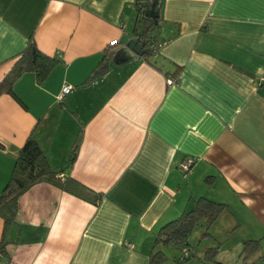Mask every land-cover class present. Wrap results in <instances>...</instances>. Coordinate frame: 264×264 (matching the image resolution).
<instances>
[{
    "label": "crops",
    "instance_id": "1",
    "mask_svg": "<svg viewBox=\"0 0 264 264\" xmlns=\"http://www.w3.org/2000/svg\"><path fill=\"white\" fill-rule=\"evenodd\" d=\"M135 1L0 0V82L30 40L56 60L0 95V193L31 135L51 171L101 195L30 187L17 221L0 218V264H147L160 229L199 198L227 207L215 242L230 234L225 251L240 255L258 241L246 264L264 260V0H146L163 43L149 58Z\"/></svg>",
    "mask_w": 264,
    "mask_h": 264
},
{
    "label": "trees",
    "instance_id": "2",
    "mask_svg": "<svg viewBox=\"0 0 264 264\" xmlns=\"http://www.w3.org/2000/svg\"><path fill=\"white\" fill-rule=\"evenodd\" d=\"M135 8L136 18L133 34L140 41L138 55L140 58L155 56L159 50L153 48L159 31L158 18L148 13L146 0H136ZM112 55V50L104 51L100 65L93 71L88 82L104 71L106 66H101V64L110 61ZM55 63L54 58L42 54L30 40L24 51L16 57L12 69L0 82V95L3 93L13 95V84L26 72L34 73L37 80L43 79ZM152 64L154 63L152 62ZM42 182L51 183L62 191L93 204H97L101 198V195L88 190L70 177L58 178L57 173L50 170L44 153L30 135L20 148L11 175L0 193V218L4 222V228L17 221L20 196L33 185ZM226 209L224 204L204 198L197 199L190 211L183 213L160 229L147 264H164L166 257L161 248L187 246V238L202 223L205 226L203 236L208 237V229ZM212 250L207 249L211 257L216 253L215 249ZM258 250V241H244L240 252L244 264L251 260ZM189 256L190 252L187 259ZM0 257L2 261L4 257L3 243H0ZM184 261L180 259L179 262Z\"/></svg>",
    "mask_w": 264,
    "mask_h": 264
},
{
    "label": "rangeland",
    "instance_id": "3",
    "mask_svg": "<svg viewBox=\"0 0 264 264\" xmlns=\"http://www.w3.org/2000/svg\"><path fill=\"white\" fill-rule=\"evenodd\" d=\"M152 0H148L150 3ZM212 226V225H211ZM205 231V226L200 224L197 226L191 235L187 238V246L177 247V246H170L168 248H161L162 252L166 257L165 264H205V261H208V258H211V254L207 252V249L213 251L212 249L216 250L215 255L213 258L218 260V264H225L223 261L225 260L227 264H244L243 256L235 255V253H231L229 250L225 251V249H230L234 246V239L231 238L230 234L223 235L228 237L225 243L222 245L219 242H215L211 236L210 228L208 229V237H204L203 233ZM222 237V236H221ZM224 242V241H223ZM220 247H223L221 250ZM190 249V256L184 262H179L181 257L183 256V249ZM220 250V251H219ZM219 252V253H218ZM216 256V257H215ZM215 264V263H213Z\"/></svg>",
    "mask_w": 264,
    "mask_h": 264
},
{
    "label": "built area",
    "instance_id": "4",
    "mask_svg": "<svg viewBox=\"0 0 264 264\" xmlns=\"http://www.w3.org/2000/svg\"><path fill=\"white\" fill-rule=\"evenodd\" d=\"M163 46V43H155L153 45V48L154 50H158L160 49L161 47ZM175 81L172 80V79H168V83L169 84H173ZM256 85L258 86H264V77H261L257 82H256ZM71 88L69 86H63L61 88V92L58 96V100H62L63 97L65 95H67L69 92H70ZM194 163V159H191V158H187V159H184L180 165H179V171L180 173L182 174L183 177H185L187 175V173L189 172L191 166L193 165ZM58 178L62 179L63 176L62 175H57ZM128 247H130V245H127ZM183 252V256L181 257V260L184 261L187 259L188 255H189V252H190V249H183L182 250ZM0 262H1V257H0ZM252 264H264V260H261L260 262L258 263H252Z\"/></svg>",
    "mask_w": 264,
    "mask_h": 264
}]
</instances>
